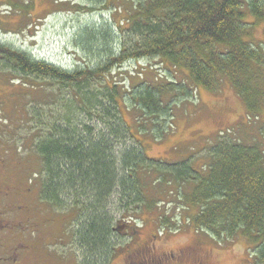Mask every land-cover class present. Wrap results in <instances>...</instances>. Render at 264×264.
Here are the masks:
<instances>
[{
    "label": "rangeland",
    "instance_id": "1",
    "mask_svg": "<svg viewBox=\"0 0 264 264\" xmlns=\"http://www.w3.org/2000/svg\"><path fill=\"white\" fill-rule=\"evenodd\" d=\"M106 2L109 9L102 8L104 0H0V44L67 70L93 69L97 62L83 48L85 34L81 32L94 24L112 23L115 7H121L123 13L114 14L126 16L130 5L129 0ZM87 5L95 6V10L87 12ZM248 15L247 19L254 21ZM250 32L247 40L264 47V20L254 21ZM136 66L131 61L120 70L114 68L109 75L129 84V92L141 82L160 84L169 80L184 82L193 89L191 96L172 102L165 117L149 116L129 97L123 102L122 114L149 158L170 163L188 160L195 169L207 171L212 148L219 138L264 149V75L258 85L263 92L260 108L249 113L246 102L229 82L208 91L196 85L186 70L172 68L158 59H143L138 69ZM89 90L102 92V78L93 76L80 86L63 85L50 78L25 76L0 63V182L19 188L11 200H1L4 225L0 233V264H106L104 259L92 262L97 258H91L78 238L88 217L86 205L78 202H88L86 197L78 195L81 199L74 200L73 194L67 197L72 204L59 208L41 196L45 172L36 149L37 143L57 126L77 128L84 121L98 130L104 127V122L89 117L80 106L81 98L94 97ZM154 121L163 125L165 134L160 138L152 131ZM135 145L130 137L118 141L116 156L120 158L125 146L139 149ZM162 176L140 169L137 178L142 194L138 198L136 193L130 198V192L122 194L120 189L113 193L106 212L112 225L120 227L113 236L114 245L131 248L135 242H147L156 235L154 251L167 254L157 264H263L257 262L256 246L245 238L216 239L192 228L186 216L197 210L189 208L180 196L192 190L193 184ZM83 208L84 214L79 216ZM125 224L136 228L135 238L129 230L122 232ZM124 252H117L113 264H126ZM192 252L198 256L192 257ZM119 255L122 257L117 261Z\"/></svg>",
    "mask_w": 264,
    "mask_h": 264
},
{
    "label": "trees",
    "instance_id": "2",
    "mask_svg": "<svg viewBox=\"0 0 264 264\" xmlns=\"http://www.w3.org/2000/svg\"><path fill=\"white\" fill-rule=\"evenodd\" d=\"M129 4L126 16L114 14L123 13L121 7H115L112 23L94 24L81 32L85 34L83 48L97 62L93 69L67 70L0 44V63L25 76L73 86L87 83L93 76L104 81L102 92L89 90L94 97L85 96L80 103L89 117L104 122L103 128L98 130L84 121L77 128L57 126L37 143L45 172L41 196L59 208L72 204L67 197L73 194L74 200L85 196L88 202L78 203L86 205L88 217L78 238L91 258H97L92 262L104 259L112 264L117 252L125 250L124 255L129 246L113 243L120 227L112 225L106 212L109 199L117 189L122 194L130 192V198L136 193L138 198L142 194L137 178L140 169L169 175L175 182L193 184L192 190L179 194L189 208L197 210L186 216L192 228L216 239L243 237L256 246L257 262L264 264V149L219 138L207 171L195 169L188 160L170 163L149 158L122 114L123 102L129 97L149 116L165 117L171 103L191 96L193 89L169 80L141 82L129 92V84L110 76L114 68L120 70L128 62L158 59L186 70L196 85L208 91L229 82L246 102L249 113L257 111L263 99L258 85L264 75V47L246 37L254 21L264 20V0H129ZM84 8L95 10L92 5ZM102 8H110L106 0ZM248 14L254 21L247 19ZM160 122L154 121L152 128L157 138L165 134ZM128 137L139 149L125 146L118 158L116 143ZM82 214L84 208L79 216Z\"/></svg>",
    "mask_w": 264,
    "mask_h": 264
},
{
    "label": "flooded vegetation",
    "instance_id": "3",
    "mask_svg": "<svg viewBox=\"0 0 264 264\" xmlns=\"http://www.w3.org/2000/svg\"><path fill=\"white\" fill-rule=\"evenodd\" d=\"M18 189L19 188L15 184L13 185L10 183L6 184L5 181L0 182V204L2 205L1 203L2 199L11 200L12 199L10 198L11 196L17 195L19 193ZM3 225H4L3 218L1 217V213H0V233L2 231ZM122 228H123L122 232H124L125 230H129L132 233V237L135 238V233H137V230L135 227L128 226V228H126L125 225H122ZM155 237L157 236L152 235L147 242L137 241L134 243V245L131 248L128 247V251H126V253L123 255V258L126 257V264L162 263L167 254L159 255L157 252L154 251V238ZM195 255L196 254L193 253L192 257ZM121 257L122 256L119 255L116 258V260L119 261ZM117 264H120V261Z\"/></svg>",
    "mask_w": 264,
    "mask_h": 264
}]
</instances>
